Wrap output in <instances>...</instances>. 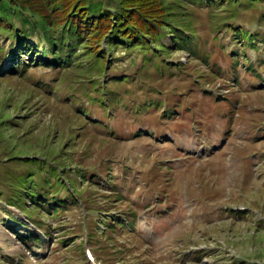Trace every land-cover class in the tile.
<instances>
[{
  "label": "rangeland",
  "instance_id": "obj_1",
  "mask_svg": "<svg viewBox=\"0 0 264 264\" xmlns=\"http://www.w3.org/2000/svg\"><path fill=\"white\" fill-rule=\"evenodd\" d=\"M34 2L57 29L69 23L65 9L73 15L81 6ZM103 2L113 13L130 6ZM165 4L175 12L171 24L201 38L204 59L176 47L169 28L157 44L169 45V54L152 51L148 59L119 41L95 58L109 49L112 30L104 27L102 37L79 42L80 66L66 68L44 56L41 34L31 43L36 51L25 54L28 40L0 36V264H264V41L241 46L227 31L235 26L264 39V0ZM52 173L74 202L51 187ZM30 177H49V198L71 206L48 215L24 192L30 203H14L19 182ZM127 215L134 229L111 219L127 226Z\"/></svg>",
  "mask_w": 264,
  "mask_h": 264
},
{
  "label": "trees",
  "instance_id": "obj_2",
  "mask_svg": "<svg viewBox=\"0 0 264 264\" xmlns=\"http://www.w3.org/2000/svg\"><path fill=\"white\" fill-rule=\"evenodd\" d=\"M72 1H74L72 5L81 3L80 7H83V9L79 7L73 15L72 13L70 14V11L68 9H65V14H67L68 17L70 15L68 20L69 23H66L61 29H57L55 27V24L52 23L49 18H47L43 7L35 3L34 0H0V36L6 39L15 38L14 40L17 39L20 43H22L23 40H28L29 43L25 44L23 48H20V51L23 50L21 54H25L28 50H32L33 52L36 51L31 43H33L34 39L39 36L38 34L43 35L44 39L51 47V54H49L45 44V40L43 38L37 39L38 46H44L40 47L45 49V52H43L46 53V55L44 56L48 55V58H51L50 61H53L54 63H52L53 66H57V68H66L67 65H71V63H73L74 66L79 67V56H74L76 48L81 45L79 42H81L87 35H92L91 37H102V34L100 32L104 27H107L109 31L112 30V35H109V49L108 51L106 50L105 53H100L101 51H98L97 55L96 53H94L95 58L96 56L106 58L107 52H109L108 54H111V52L118 48L119 44L123 42H125L124 45L126 46L129 45V43L130 45H132L131 43L135 44L137 48L132 49L131 52L135 51L136 49L142 50L143 54L146 58L148 57V59H150V57L154 55L153 52H166L165 54H169V45H166L164 47L157 45L164 40L163 33L159 31L168 30V28L170 29V38H172L171 40L175 43L176 47L189 52V54L192 56L202 59L206 57V52L204 53L201 49L203 47L201 38L197 35H194L189 26L183 27L179 24L176 25V22L172 24L169 22L174 20L176 16H169L175 12L168 11L172 9L169 8L171 6H167L165 4L167 0H127L129 1L128 3L130 4V6L127 5L125 8L117 10L119 12L116 13L105 10V3L103 2V0ZM243 1H248L251 3L259 2V0ZM59 2L57 5H60ZM176 2L178 3L177 5L180 8H185L187 7V5L197 7L203 6L209 8L219 6V8H221L222 3L223 5L229 4L231 2L232 4H234L237 3V0H176ZM55 3H57V0ZM136 3L138 6L137 8L135 7L136 5H133ZM51 7L52 6L50 5V8ZM139 10H142L145 16H143L142 12ZM149 13H152V16H150ZM157 13H160V15L156 18L155 15ZM227 29V31H235L233 32L234 40L236 44L240 43L241 46H253L257 49L258 43L260 41H264V39H261L260 36H254L250 33L243 32L242 30H239L240 28L236 29L235 26L228 27ZM107 37L108 35L105 36V38ZM119 41L120 43H118ZM152 42L156 43V47L159 46L161 48H158L159 50L154 48ZM22 44H20V47ZM82 45H87V41L82 43ZM16 46L18 48V44H16ZM3 48L4 47L2 46L0 40V62L2 60V54L5 52V49ZM16 50H14L13 52L14 56L18 53V51ZM91 54H93V52ZM235 55L239 56V54ZM3 57L6 58L7 56L4 55ZM160 59L161 58L156 57L155 60ZM247 59H245V61H247ZM238 64L239 59L236 57L232 60V65L234 67H238ZM158 67L161 69L164 66L158 65ZM21 68V65L19 67L17 66V69L15 68V71H20ZM168 69L169 68H166V70ZM177 70L181 71L180 67L177 68ZM251 72H253L255 75H258L255 67L251 68ZM111 81L114 85L117 83H128L130 81V77H127L121 82L119 78L113 79ZM99 92L101 93L102 91ZM109 92L110 91L105 92L104 95L114 97V95L112 94L113 92ZM105 98L106 97L103 96L100 104L104 102ZM150 103L152 104V106L159 105V102H157L156 100H153ZM52 175H54L53 177L55 179V182L54 184H51V187L66 189L67 191H65L69 195L68 198H71L74 202V199L71 195L72 190L69 189V187L56 173H52ZM85 177L86 176H81L82 179H84ZM27 183L31 184V189L28 188V186L26 185ZM48 183H50L49 177H40V179L37 181H33L31 177L27 178V180L25 181L21 180L19 182L20 186L17 187L18 189H21L16 192V196L13 199L14 203H17L20 206L22 205V207L30 203L26 199L23 200L22 194L24 192V196L26 195L28 199H32V201H34L31 205L33 206V208H35V210H47L45 213H47L48 215H58L62 211L68 209L71 205L65 203V198L59 199L55 195L49 198V195H52V193L46 186V184ZM43 202H48L47 205L50 207H47V205ZM28 213L30 216L32 215L31 211ZM111 219H114V222L118 221V227H123L124 229H127L128 227L130 229H134L135 227V224H133L134 222H132L131 220V215L124 216L123 218L128 222L127 226H125V222L124 220H121V218H119L118 220V217H112ZM36 221L39 226L45 229L44 221ZM34 240L38 242L39 238L33 237V241Z\"/></svg>",
  "mask_w": 264,
  "mask_h": 264
}]
</instances>
